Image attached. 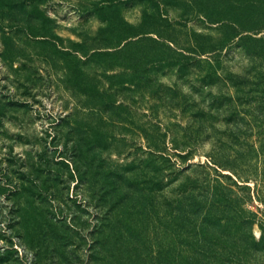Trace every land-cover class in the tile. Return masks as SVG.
I'll list each match as a JSON object with an SVG mask.
<instances>
[{"label":"rangeland","instance_id":"1","mask_svg":"<svg viewBox=\"0 0 264 264\" xmlns=\"http://www.w3.org/2000/svg\"><path fill=\"white\" fill-rule=\"evenodd\" d=\"M9 2L0 0V264H107L91 251L98 212L77 170L91 158L103 170H138L149 143L161 138L170 154L189 151L165 178L170 189L183 179L179 171L208 163L216 137L235 133L259 148V128L226 120L236 91L222 76L254 66L237 45L224 49L207 80L206 63L180 74L153 59L145 66L107 55L125 43L119 26L106 31L108 19L146 28L153 10L139 0L120 1L103 16L99 0H23L15 9ZM162 10L170 25L143 30L154 38L187 47L193 35L221 37L219 26L186 19L182 6ZM261 167L254 158L255 173Z\"/></svg>","mask_w":264,"mask_h":264},{"label":"trees","instance_id":"2","mask_svg":"<svg viewBox=\"0 0 264 264\" xmlns=\"http://www.w3.org/2000/svg\"><path fill=\"white\" fill-rule=\"evenodd\" d=\"M9 1L13 9L15 3L23 4ZM120 1L99 0L96 11L100 16L114 12ZM139 1L153 10L144 15L143 30L169 26L162 24V8L182 6L190 10L186 19L219 26L221 37L211 41L193 35L187 47H180L159 33L154 38L151 31L120 26L115 17L108 19L106 31L119 26L125 43L107 55H127L128 61L145 66L153 59L178 66L180 74L206 63L208 80L217 74L224 49L237 45L254 66L243 75L222 76L236 91L226 120L259 128L260 146L254 149L250 137L235 133L216 137L208 163L179 171L183 179L170 189L164 180L175 173L178 160L188 159L189 151L170 154L161 138L149 143L148 158L138 170H103L91 158L84 171L77 168L80 181L88 180L98 212L91 251L103 255L107 264H264V208H250L254 201L264 206V0ZM172 144L178 146L175 139ZM254 158L262 164L258 174Z\"/></svg>","mask_w":264,"mask_h":264}]
</instances>
